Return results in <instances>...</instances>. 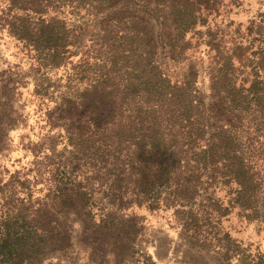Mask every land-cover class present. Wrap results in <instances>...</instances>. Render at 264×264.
Instances as JSON below:
<instances>
[{
  "label": "rangeland",
  "instance_id": "1",
  "mask_svg": "<svg viewBox=\"0 0 264 264\" xmlns=\"http://www.w3.org/2000/svg\"><path fill=\"white\" fill-rule=\"evenodd\" d=\"M24 1L0 0V225L19 209L40 212L46 237L29 250L35 260L24 264H264V226L245 221L237 207L219 221L201 198L187 230L176 208L162 202L154 209L129 207L128 200L113 195L108 182L90 180V132L76 131L80 115L90 110V102L81 101L90 98V41L108 17L126 12L144 21L157 61L172 83L193 74L203 101L212 105V69L231 59L229 73L236 86H256L264 104V0H114L98 15L71 14L66 0L45 17L65 18L82 35L78 47L83 48L75 53L77 47H70L60 66L50 64L48 49L36 51L14 36L13 25L28 20L19 9ZM183 3L191 6L196 24L179 42L188 48L173 59L178 37L166 12ZM260 104L252 101L248 119L234 121L233 135H264V120L256 112ZM77 187L87 195L70 196ZM61 189L69 195L64 207L58 203ZM228 191H217L222 207L230 201Z\"/></svg>",
  "mask_w": 264,
  "mask_h": 264
},
{
  "label": "trees",
  "instance_id": "2",
  "mask_svg": "<svg viewBox=\"0 0 264 264\" xmlns=\"http://www.w3.org/2000/svg\"><path fill=\"white\" fill-rule=\"evenodd\" d=\"M113 1L70 0V13L98 15ZM65 5L66 0H25L19 9L28 20L13 25L15 37L28 41L36 51L48 49L54 66L65 62L70 47H77L75 53L83 48L78 47L82 35L65 18L45 17L50 9L56 12ZM190 7L183 3L166 12L172 18L169 28L178 37L172 45L173 59L188 48V43L179 42L196 24ZM143 24L130 12L116 14L103 22L90 41V98L82 96L81 100L90 102V110L80 115L82 125L76 129L79 135L90 132V180L108 182L113 195L128 200L129 207L154 209L162 202L176 208L178 221L187 230L201 198L210 216H220L219 221L237 207L240 217L262 229L264 135L230 131L235 120L248 119L252 101L260 104L259 91L256 86L237 87L229 73L231 59H224L210 77L209 90L216 102L206 105L196 88V76L185 75L180 84L166 76ZM218 101L228 107L222 109ZM260 105L256 112L264 120V104ZM68 141L72 145L73 136ZM85 144L83 139L81 145ZM225 188L230 201L222 207L217 191ZM69 192L78 199L87 195L80 187ZM59 194V205H68L66 190ZM36 214L19 209L0 225V264L35 260L29 250L46 240L40 212Z\"/></svg>",
  "mask_w": 264,
  "mask_h": 264
}]
</instances>
